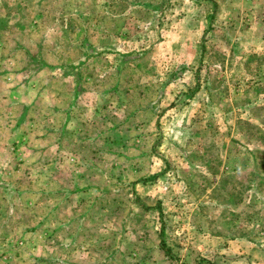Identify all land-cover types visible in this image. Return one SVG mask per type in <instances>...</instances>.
<instances>
[{
    "label": "rangeland",
    "instance_id": "rangeland-1",
    "mask_svg": "<svg viewBox=\"0 0 264 264\" xmlns=\"http://www.w3.org/2000/svg\"><path fill=\"white\" fill-rule=\"evenodd\" d=\"M263 151L264 0H0V264H264Z\"/></svg>",
    "mask_w": 264,
    "mask_h": 264
},
{
    "label": "crops",
    "instance_id": "crops-1",
    "mask_svg": "<svg viewBox=\"0 0 264 264\" xmlns=\"http://www.w3.org/2000/svg\"><path fill=\"white\" fill-rule=\"evenodd\" d=\"M170 41H172V39ZM189 43H190V41H189ZM189 43H187V44H189ZM186 50H188L187 47H186ZM13 94H16L17 95V92H14Z\"/></svg>",
    "mask_w": 264,
    "mask_h": 264
},
{
    "label": "trees",
    "instance_id": "trees-1",
    "mask_svg": "<svg viewBox=\"0 0 264 264\" xmlns=\"http://www.w3.org/2000/svg\"><path fill=\"white\" fill-rule=\"evenodd\" d=\"M263 154H264V151H263ZM162 214V212L160 211V215Z\"/></svg>",
    "mask_w": 264,
    "mask_h": 264
}]
</instances>
